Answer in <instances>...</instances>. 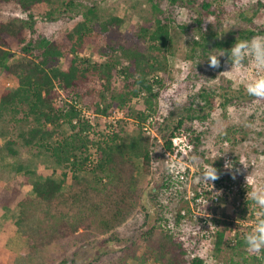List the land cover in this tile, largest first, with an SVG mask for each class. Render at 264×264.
<instances>
[{
  "label": "trees",
  "instance_id": "1",
  "mask_svg": "<svg viewBox=\"0 0 264 264\" xmlns=\"http://www.w3.org/2000/svg\"><path fill=\"white\" fill-rule=\"evenodd\" d=\"M42 1L51 3V0H0V5L6 7L17 3L22 10H29L31 5ZM147 1L151 4L152 16L146 19V25L140 27L137 35L138 41L146 45L145 49L117 43L103 62H90L88 58L80 57L97 35L93 31V24L99 20L95 8H89L84 20L67 32L66 44L42 36L33 38L34 27L25 18L0 20V71L16 83L14 88H4L0 93V116L8 114L10 119L26 123L28 129L19 133V139L24 146L34 147L45 155L54 168L51 175L44 178L36 177L31 164L25 169V163L19 162L12 168L16 173L25 169L27 182L29 177L35 176L30 182L29 194L15 188L13 195L0 204L3 215L15 211L11 230L20 233L29 223H34L32 229L17 237V243L25 240V246L18 251L14 264H40L43 253L54 244H69L72 238L76 242L82 241L95 230L106 233L114 227L120 208L136 202L141 183L137 173L139 166L142 177L153 175L152 152L148 138L143 136L144 125L156 113V101L171 84L167 85V82L177 44L173 25L177 23L175 27L179 34L190 30L193 37L187 42L189 48L183 58L190 64L183 86H177L175 90L177 94L186 93V98L157 121L164 148L170 149L171 138L184 132L198 150L204 132H198L197 125L210 117L217 96L221 97L223 108L248 104L254 99L247 95L244 86L230 92L231 84L225 81V89L221 86L216 92L217 88L208 83L223 79L222 67L225 62L229 63L227 50L236 41L264 36L263 25H257L253 18L245 16L241 18L246 21L242 31L219 30L223 25L221 3L227 0ZM239 1L232 0V6ZM176 5L187 11L182 23H178L174 15ZM258 5L256 10L264 11V2L259 1ZM229 9L225 8V14L229 15ZM208 18L213 19L217 30L205 24ZM122 22L123 18L118 16L103 20L100 33L105 34ZM224 50L225 55L219 57L220 66L210 67L207 57ZM16 51L19 57L10 62V54L14 57ZM60 59H63L62 66L58 65ZM134 103L140 104L137 110L132 108ZM114 111L123 112V117L116 121L118 129L115 126L110 129L113 126L107 123ZM84 113L94 115V118H86ZM19 116L21 118L17 119ZM128 119H133L138 131L124 139L118 130L124 128ZM101 120L106 121L105 125ZM64 128L68 129L67 134H63ZM15 144L10 139L6 144L12 156L18 153L13 148ZM138 161L141 164L138 165ZM157 177L162 184L160 191L168 195L170 202L180 203L179 212L174 211L175 226L190 222L197 231V239L184 238L180 228L171 231L152 226L133 243V247L144 243L140 257L135 256L132 249L127 250L129 255L125 256L124 251L117 259L102 251L85 264H205L209 258L215 259L225 247L232 250L245 248L243 236L255 227L259 218L258 209L245 193L251 186L237 193L230 189L217 197L213 205L205 208L204 212L213 217L204 223L203 219L193 218L190 208L191 202L199 197L198 186L192 188L194 196L188 200L185 184L178 187L179 182L171 175ZM75 188L79 190L72 192ZM65 189L73 194L70 205L64 197ZM151 192L157 193L158 188L153 187ZM89 193L93 196L90 202ZM81 195L87 201L84 206L77 203ZM209 222L216 226L215 229L208 236L202 235ZM209 238L210 242L203 245ZM192 239L195 242L192 252L199 249L205 258H190V248L186 244ZM252 258V264H263L264 254ZM243 262L247 263V258H243Z\"/></svg>",
  "mask_w": 264,
  "mask_h": 264
},
{
  "label": "rangeland",
  "instance_id": "2",
  "mask_svg": "<svg viewBox=\"0 0 264 264\" xmlns=\"http://www.w3.org/2000/svg\"><path fill=\"white\" fill-rule=\"evenodd\" d=\"M259 1L264 2V0H240L236 6H232V0L222 2L220 8H222L223 12V25L219 30L242 31L246 21L241 18L245 16L253 18L255 24L264 26V11L258 12L256 10L257 7L259 8ZM19 6L17 3L6 7L0 5V20L6 21L11 17L25 18L34 27L33 38L37 39L42 36L59 44H66L67 32L77 23L84 20L89 8H95L99 20L93 24V31L97 35L80 54V57H86L90 62L96 60L103 62L111 55V48L117 43L124 44L127 47L138 45L141 49H145L146 45L138 41L137 35L140 27L146 25V19L152 16L151 4L147 0H51V3H45L44 1L35 3L29 7V10H22ZM133 7L134 10L132 9ZM220 8L218 9L219 12H221ZM225 8H231L228 11L229 15L225 14ZM173 10L178 23L184 22L187 16L186 9L176 5ZM50 12H52L51 15H49ZM113 16L123 18V22L119 26L112 27L105 34L100 33V23L103 20H109ZM213 22L212 18H208L205 24L214 27L215 24ZM175 25H173V30L176 32V57L173 61L171 60L170 75L167 82V85L171 84L168 85V89L162 94V97L156 101V113L152 117L154 123L151 122L149 124V133L146 131L143 135L148 138L152 152L153 175L150 178L142 177L139 166L137 173L141 178V183L139 184L136 202L133 204L126 203L125 206L120 208V214L114 219V227L106 233L95 230L88 238L82 241L76 242L72 238L69 239V244L65 242L54 244L43 253V259L40 264H62L63 261L66 264H85L98 257L102 251L108 257L114 256L117 259L124 251L125 256L129 255L128 249H132V252H135V256L140 257L144 250V243L141 244L140 242L138 247H133V243L140 239L144 230L152 226H161V228L171 231L180 228L179 231L184 238L187 239L188 236H191L197 239V231H195V227L190 222L184 221L181 227L175 226L174 211L179 212L180 203H176V200H174V203L170 202L168 195L160 191L162 184L157 177L162 176L163 178L169 175L165 162L161 160L160 143L163 140L161 133L158 131L159 125L157 121H160L161 116L166 115L172 108L184 102L186 98V93L177 94L175 90L179 86H183V80L189 68V63L187 64L184 59L189 48L187 42L192 39L193 32L189 30L185 34H179L180 31ZM217 28L215 29L217 30ZM13 55V53L10 54V62L17 60L19 57L18 51H16L14 57ZM116 55L119 56V54ZM225 63L221 73L223 79L211 80L208 83L209 86L217 88L216 92L221 86L225 89V81L226 84L228 82L231 84L228 89L230 91L238 90L242 86L245 88V84L248 81L257 78V70L251 64H247V67L227 72L231 70V64ZM58 65H63V59L58 61ZM260 75H264V72H261ZM15 86L14 79L0 71V93L4 88H14ZM221 102V97L217 96L216 107L210 117L204 123L197 125L198 132H204V137L198 149L199 153L195 155L196 166L200 165L203 152L205 156H210L212 154L210 150L212 149L214 152L211 157L212 161L217 162V160H222L225 157L234 165L240 164L241 168L237 169L236 173L238 176L243 177V181L248 176L251 186H264V99L254 98L248 104L227 106L226 108L220 106ZM137 107H140V104H132L134 110H137ZM19 118L21 116L17 119ZM16 121L10 119L8 114L0 116V204L13 195L15 188H19L26 194L30 193V182L35 179V176L29 177L30 181H28L29 183L27 182L28 178L24 175V171L29 168V164L33 166L36 177L44 178L51 175L54 170L45 155L38 153L34 147L23 145L19 139V133L22 131L26 132L28 126L26 123ZM102 123L105 125L106 121L101 120ZM124 124H126L124 128L121 129L119 127L118 130L122 138H128L135 131H138L133 119H128ZM151 132H154L157 137H152ZM67 133L68 129L64 128L63 134ZM9 139L16 143L13 146L18 151L16 156L10 155L6 149ZM215 152H218L221 157ZM19 162L25 163V169L20 173H16L12 168ZM139 164H141L140 161H138ZM59 173L58 169L57 174ZM186 186L188 185L186 184ZM153 187L158 188L157 193L151 192ZM178 187H181V185ZM77 190L79 189L75 188L71 191ZM69 191L68 189L64 191V197L67 198L68 205L73 200V194L69 193ZM89 198V202L93 200L91 193H89ZM86 202L83 195L77 201L82 206ZM86 207H89V205ZM170 210H173V212ZM14 214L15 211L13 210L8 211L5 215L0 213V264H14V259L19 254L18 251H20L22 246H25V240L20 244L17 243L18 235L34 227V223H29V228L24 227L20 233L11 230ZM110 216L108 217L110 218ZM4 227L6 228L5 230H3ZM10 230L12 233H10ZM80 233L83 234V232ZM79 236L82 237V235ZM10 243H13V245L11 246ZM194 244L193 239L188 240L186 244L190 248V258L196 256L205 258V254L203 255L199 249L192 252ZM135 248L137 249L135 250ZM257 255L248 252L246 248L232 250L225 247V250H222L215 259L211 261L209 258L205 264H252V257ZM129 258L127 257L128 262H130ZM243 258H247L248 262H243Z\"/></svg>",
  "mask_w": 264,
  "mask_h": 264
},
{
  "label": "clouds",
  "instance_id": "3",
  "mask_svg": "<svg viewBox=\"0 0 264 264\" xmlns=\"http://www.w3.org/2000/svg\"><path fill=\"white\" fill-rule=\"evenodd\" d=\"M211 52V51H209ZM225 55V50L219 53L218 55L213 54L207 57V61L210 67L218 68L220 66V59ZM228 62L231 64V70L227 72H231L234 69H239L242 67H246L247 64H251L257 70V78L254 80H250L245 84V91L247 95L250 97L264 99V75H260L261 72H264V36L252 37L247 40H239L236 41L235 44L227 50ZM153 122L152 118L146 121L144 125V132H148L150 129L149 124ZM154 123V122H153ZM117 125L115 126V128ZM149 133V132H148ZM180 134H184L187 137L188 143L192 145V153L190 161L196 166L195 163V155L198 152L196 150L193 141L190 137L184 133L180 132L175 134L171 138V148H172V139ZM152 137H157L154 132H151ZM161 145V160H163V150L171 151L170 149L163 147V142ZM213 152V150H210ZM201 153V152H200ZM219 155V153L217 152ZM211 156V155H210ZM210 156L202 154L201 163L199 166L201 167L203 162H210ZM220 156V155H219ZM224 156V155H222ZM221 157V156H220ZM221 162V160H217V162ZM167 166V165H166ZM225 169H232L233 164L230 161H226L224 165ZM170 173L175 171L174 165H169L167 167ZM219 178L218 171L212 164L209 167L202 168L200 171V179L203 183L207 185H211L209 181H215ZM246 183L249 184L248 176L246 177ZM251 186V185H250ZM216 195H219L217 193ZM247 199H250L254 206L259 211V218L255 223V227L244 234L243 243L246 250L250 253L255 254H264V186L253 185L250 190L247 191Z\"/></svg>",
  "mask_w": 264,
  "mask_h": 264
},
{
  "label": "built area",
  "instance_id": "4",
  "mask_svg": "<svg viewBox=\"0 0 264 264\" xmlns=\"http://www.w3.org/2000/svg\"><path fill=\"white\" fill-rule=\"evenodd\" d=\"M86 118L92 119L94 115L89 113H84ZM123 117V112L114 111L113 116L108 119L107 123L112 125L110 129H113L116 126V121L119 118ZM111 131V130H110ZM192 145L188 143L187 137L184 134H180L172 139V148L171 151L163 150V160L167 167L169 165L175 166V171L170 173L173 179L179 182V185H184L187 189V199H191L194 194L192 188L198 186L199 197L195 199L194 202H191L190 208L193 212V218L195 220L203 219L204 223L206 219H211L213 215H207L204 210L207 206H211L215 203L217 197L223 196L227 190L232 189L233 193L239 192V190H246V187L250 186V182L247 185L246 180L243 181V177L238 176L236 173L237 169H240V164L234 165L232 169H225L224 165L228 159L224 157L221 162H214L211 160V157L214 155L212 152L210 156V162H203L201 167H196L191 161ZM217 153V152H215ZM230 161V160H229ZM231 162V161H230ZM212 164L218 171L219 178L215 181H209L211 185L203 183L200 179V171L202 168L209 167ZM186 184L188 186H186ZM178 185V186H179ZM240 187V188H239ZM219 193V195H216ZM247 194V192L245 191ZM204 194H207L206 197H203ZM251 225V224H250ZM215 225L212 223H207L204 227V230L201 232L202 235L206 234L208 236L210 231L215 229ZM205 241L202 244H208L210 242ZM204 255V252H202Z\"/></svg>",
  "mask_w": 264,
  "mask_h": 264
},
{
  "label": "crops",
  "instance_id": "5",
  "mask_svg": "<svg viewBox=\"0 0 264 264\" xmlns=\"http://www.w3.org/2000/svg\"><path fill=\"white\" fill-rule=\"evenodd\" d=\"M0 222H1V220H0ZM2 223H4V221H2ZM5 226V225H4ZM6 228L4 227V229L3 230H5ZM10 233H12L11 232V230H10ZM9 243V242H8ZM10 245L12 246L13 245V243H10Z\"/></svg>",
  "mask_w": 264,
  "mask_h": 264
}]
</instances>
